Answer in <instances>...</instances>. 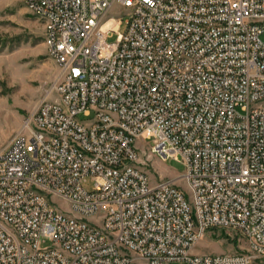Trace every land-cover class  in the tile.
Here are the masks:
<instances>
[{"label":"built area","instance_id":"2783aa9c","mask_svg":"<svg viewBox=\"0 0 264 264\" xmlns=\"http://www.w3.org/2000/svg\"><path fill=\"white\" fill-rule=\"evenodd\" d=\"M20 1L44 14L62 78L0 152V264L264 258V0ZM138 139L184 164L189 198L151 183ZM212 229L248 250L195 254Z\"/></svg>","mask_w":264,"mask_h":264},{"label":"rangeland","instance_id":"374dc122","mask_svg":"<svg viewBox=\"0 0 264 264\" xmlns=\"http://www.w3.org/2000/svg\"><path fill=\"white\" fill-rule=\"evenodd\" d=\"M119 11L120 8L115 7L109 16L117 17ZM126 19V16L120 19V24L115 27L117 34L109 39L110 42H115L119 34L125 33ZM114 25V21L109 22L105 30ZM59 73L57 63L47 50L42 20L30 13L20 0H0V152L31 116L42 98L43 88L57 79ZM94 117L95 113L92 112L90 117L81 114L79 119L90 122ZM156 144L155 140H137L141 169L146 172L152 184L160 180H175L189 198V186L185 179H181L185 173L184 164L174 159L164 161L160 156L152 154L151 146ZM86 188L91 190L92 184L88 183ZM54 199L57 206L69 210L67 203ZM206 242L212 245L205 246ZM51 244L47 240L42 243V248H49ZM218 248L225 253H243L248 250L249 243L240 233L212 229L194 252L208 254ZM139 262L143 264L142 260ZM260 263L264 264V258L258 259L255 264Z\"/></svg>","mask_w":264,"mask_h":264},{"label":"bare ground","instance_id":"6f19581e","mask_svg":"<svg viewBox=\"0 0 264 264\" xmlns=\"http://www.w3.org/2000/svg\"><path fill=\"white\" fill-rule=\"evenodd\" d=\"M34 16L40 18L44 21V14H33ZM46 37V45L47 47H52V35H45ZM59 76L57 79L62 78V70H59ZM84 223H95V214H88V216H84Z\"/></svg>","mask_w":264,"mask_h":264},{"label":"crops","instance_id":"0c3cea01","mask_svg":"<svg viewBox=\"0 0 264 264\" xmlns=\"http://www.w3.org/2000/svg\"><path fill=\"white\" fill-rule=\"evenodd\" d=\"M212 245V243L211 242H206L205 243V246H211ZM211 250V249H210ZM218 250V251H217ZM195 254H205L204 252H202V251H195L194 252ZM218 253H225L224 252V250L223 249H220V248H218V249H213V250H211L208 254H218ZM261 262H263V260H260ZM261 264V263H260Z\"/></svg>","mask_w":264,"mask_h":264}]
</instances>
